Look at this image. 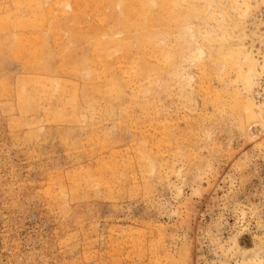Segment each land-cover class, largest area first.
Returning a JSON list of instances; mask_svg holds the SVG:
<instances>
[{
	"label": "rangeland",
	"instance_id": "rangeland-1",
	"mask_svg": "<svg viewBox=\"0 0 264 264\" xmlns=\"http://www.w3.org/2000/svg\"><path fill=\"white\" fill-rule=\"evenodd\" d=\"M195 1L202 2L197 4H201L200 7L204 5L202 9L205 10V13L207 12L205 15L203 10L204 16L208 18L207 15L210 13L208 9H211L212 12L214 9L216 17L214 19L209 17L212 19L211 21L202 15L203 18L201 16L200 19L205 18L204 21L208 25L199 18L192 20L191 25L196 24V28L198 26L197 33L201 32L199 29L203 26H208V29L213 25L212 28L216 30V33L218 32L215 34L217 36L220 33L216 29L220 23L218 18L222 20V14L219 11L221 5L219 6V4L227 3L226 7L223 6L227 9L225 14L228 11V17L230 15L233 17L229 20L234 21L228 22L227 25L230 27H226L228 38L231 40L230 45H232L231 47L237 46L238 37L244 36V38L240 37L241 42L245 45L244 51H253V57L258 61H256V66H259V70L261 61L264 63V58H262L264 57L262 56L264 55V1L246 0L250 9H245L246 12L248 11L244 12L245 15L242 14L245 10L242 9V13L239 12L241 6L237 10L229 4V0H219L221 3L217 0H211L210 3L208 0ZM48 4L46 3V6ZM56 5L55 3L50 5L52 9L55 8L53 14H56L59 9L65 10L62 13L60 10L57 12L58 18H62L64 16L62 14L65 13H68L70 17V14L75 11L73 6ZM242 8L244 7L242 6ZM58 13L59 15L61 13V17ZM240 13L243 15L242 19ZM68 14L65 16L67 17ZM83 17L87 23L96 21L89 16L90 19L86 16ZM84 18L83 21L86 23ZM215 18L218 21L216 26H214ZM79 19L77 22L66 23L65 29L80 25L82 30L79 27L78 29L82 32L86 31L89 24L86 23L83 26V21ZM235 22H240V26L235 25ZM200 24L202 25L199 26ZM191 25L189 30L181 33L182 36L180 34L181 38L178 34L173 35L174 44L178 40H175L174 37H179L180 40H184V43L197 47L196 45L199 44L206 32L204 31V34L202 30L200 35L203 37L200 38V35L196 34V28ZM64 27L58 31V34L56 33L57 35L53 37L52 41L49 33L43 32L47 37L46 42L49 49L53 50L55 44H59L61 47L66 41L69 32L67 29H63ZM206 27L204 28L206 29ZM62 30L67 32L63 31L65 33L63 37L66 36L64 40ZM209 30V32H214ZM59 33H61L60 37ZM210 34L213 35V33ZM194 36L197 37V41ZM59 40L61 41L58 42ZM180 40L177 43H182L185 46L186 44L184 45ZM192 40L196 43L195 46L192 44ZM53 41L57 43L53 44ZM201 43L203 44V40L200 41ZM85 44L86 42H79L77 49L86 47ZM175 46L179 49L178 44ZM206 48L204 47V49ZM204 51L207 53V50ZM206 53H203L202 56H206ZM47 54L42 56L41 60L48 58L49 61V54L48 56ZM194 54L186 55L184 57L186 61L183 58L177 60L179 57L176 61L174 57L176 63L180 62L179 64L175 63V69H181L183 74L180 70L181 74H178L180 79L173 74L171 76H174L175 79L170 75L166 76V90L163 86L165 82L164 84L156 82L153 85L154 101L159 100L161 104H159L161 108H158L159 101L156 103V114H159L160 117L154 114L153 117L156 119L148 121L146 120L149 118L148 115L144 111H139L138 107H134L135 110L132 111L134 115L131 114L130 119L132 122H136V125L139 124V127L135 124V126L130 125V119L129 123L120 125L121 119L116 116L122 117V114H117V110L113 117L97 113L93 115L94 117L89 116L92 121L86 118V121L77 119L78 122H75L76 118L72 117L74 114L76 115L77 112L82 114L83 111V114H86V109L91 111V108H86L88 106L85 103L80 105V107L83 105L81 108L86 106L84 109L79 107L80 111L68 110L67 116H64L65 120H63V116H59V118L62 117L61 120L59 118L56 120V117L54 120V112L57 111L47 109L45 101L40 102L39 108L37 106L36 110L26 111L27 114H25L20 111L15 99L3 94L6 86L14 88L19 80L18 76L25 75V65L8 55H5L4 58L0 54L2 55L0 56L2 57L0 58V264H264V105L258 107L257 112L253 115H245L246 111L243 112L244 108H242L246 100L251 99L256 105L264 101V75L256 80L255 85L252 84L254 87L251 85L252 88L245 91L244 87H241L242 84H240L241 86L237 84L239 81L236 82V79H234V85L235 67H231L234 69L233 71L228 69L230 71L223 76V78L226 77L225 79L222 77L219 79V74L214 71L210 73L209 61L205 62L206 59L203 62L199 57L200 61L197 59L198 57L195 58L196 54ZM123 60H120L121 66L124 63ZM54 61V64H59V57H54ZM197 61H200V64ZM239 61L242 62V60ZM201 62L203 63L201 64ZM244 66L242 65L243 69ZM36 69H30L33 72L26 75L44 76L40 67L38 70ZM204 69L208 73L203 71V73L205 72L203 75L201 70ZM186 73L190 75L189 79H187L189 76L187 77ZM206 73L210 74V77H205ZM67 74L64 73L63 78L66 80L71 78L68 80L72 82L73 77L69 73ZM7 78L10 80L8 81ZM68 80L67 82H69ZM229 80L233 83L228 84ZM144 81L146 82V80ZM200 82L202 88L213 84L209 87L219 91L221 87L219 92H223L225 87L226 90L230 89L228 93V90L224 91L226 93L223 95L224 98L227 97V94L233 98L237 93L241 96L246 94L244 98L248 99L244 100L242 96L240 99L245 101L243 104L240 99L236 102L237 96L234 98L235 102L238 104L240 102L242 106L240 104L238 106L240 112L232 113L229 108L222 111L218 106L222 112L215 111L217 108L214 107V102L209 101V105V102L204 101L209 100V98L205 99L208 94H203L204 91H200L202 89L199 90V87L196 86ZM223 82L229 88L223 86ZM134 83L135 85H132ZM134 83L124 89L125 93H123L126 98L128 97L126 95L131 91L128 88L132 87V91L139 89L137 87L140 85L137 81ZM162 86L167 91V95L171 96L167 97L166 93L162 91ZM235 86H240L237 88L239 91H234ZM230 87H233V90ZM213 88L211 89L214 90ZM240 90H243L241 93L244 94L238 93ZM186 91H188L187 94ZM232 91L234 94H230ZM131 94L132 92L129 95ZM202 96H205L204 99ZM122 97L119 100L125 104L128 99ZM229 97V101L225 100L231 104L233 100H230ZM186 101L188 102L186 103ZM121 102L117 103L122 105ZM158 109L161 110L158 111ZM151 112L149 113L153 115ZM142 113L146 114L147 118L144 119ZM135 115L139 116L135 117L136 121L134 120ZM115 119L117 121L119 119V126L115 123ZM122 119L124 120V117ZM171 119L173 120L171 121ZM156 121L158 122L156 123ZM150 122L158 127H161L160 122H163L164 129L165 127L170 128L165 131L170 130L167 134L172 133L171 137L173 138L169 137L171 141L175 140V143L174 140L172 143L176 146H174L175 150H172L173 147H167L168 150L165 148L166 153H164L165 149L158 151L160 153L157 152L159 155L156 153L155 158L158 156L156 160L159 162L153 160L151 166L144 165L143 167L146 166L145 170L142 168L143 171H139L141 169L135 166L138 165L135 164L138 162L133 156L136 145L146 137L149 139L152 135L156 136L154 134L163 129L162 127L158 130V127H154ZM122 124L124 127L127 125L126 128L129 126L131 128L126 129ZM173 124L176 126L174 127ZM151 126L158 132H152ZM90 127L95 132H91ZM175 128L177 129L175 130ZM188 128L192 131H189ZM28 133L30 135L27 136ZM86 133L89 136L92 133V142L88 141L87 136L84 138ZM95 133L99 134L100 138L108 136L105 137L106 140L110 137L113 139L112 144L110 143L112 140L109 139V142L107 140L106 144ZM93 134L98 137H96L98 140L93 138ZM133 136L135 137L133 138ZM93 141H95V146ZM70 142H73V145ZM100 144L102 145L100 146ZM91 145L93 146L91 147ZM131 145L136 146L135 149L132 147L134 151L130 149ZM175 152L179 155H176ZM131 156L133 161L129 160ZM114 157L116 161L113 159ZM125 158H129L128 161L135 167L132 168L133 165L132 167L128 165L125 168L126 165L123 163L128 162ZM164 159L167 161L165 162ZM113 161L120 165L116 170L112 169L111 162ZM150 167L153 168V171Z\"/></svg>",
	"mask_w": 264,
	"mask_h": 264
},
{
	"label": "bare ground",
	"instance_id": "bare-ground-1",
	"mask_svg": "<svg viewBox=\"0 0 264 264\" xmlns=\"http://www.w3.org/2000/svg\"><path fill=\"white\" fill-rule=\"evenodd\" d=\"M51 1H53V3H55L57 5L58 4H60V5L65 4L68 7L73 6L72 8L75 11H74V13L72 12V14H70V17H69L68 13H65V14H62V15H64V16H62V18H58V16L56 15L57 12L61 11V13H62L63 10H60L59 8H57L60 11L58 10V11H56V14L55 13L53 14V12H54L53 10H55V8L52 9L50 7V5L53 4V3H51ZM194 1L193 0H0V54H2L4 56V58H5V55H8L9 57H12L15 60H17V61H19L25 65V67L23 66L24 71H25V73H24L25 75H23L22 77L18 76L19 80L16 82V85L14 88L10 87V86H6L4 88L3 94L9 95L10 98L12 97V99H15L16 100L15 102H16L18 108L20 109V111L24 112L25 114H27L26 111L36 110L38 104L42 101H45V103H47V109H49V110L52 109L53 111H57V112H54V114H55V116L53 117L54 120H55V117L57 120V118H59V116H63V120H65L64 116H67L66 112L68 110L80 111L81 109H84L86 107L85 106L84 108H81L83 105L81 107H80V105L85 103L88 106L86 108H89V109L91 108L90 109L91 111L89 112L88 109H86V114H83L84 113L83 110H82L83 111L82 114H79L77 112L76 115L74 114L72 116L73 119L76 118V120L80 119V120L86 121L87 119L88 120L91 119V118H89V116L91 117L93 115H96L97 113H100V115L101 114L105 115L106 117L107 116L113 117L115 111L117 110V114L118 113L122 114L121 115L122 117H120V115L116 116L122 120V121L121 120L119 121V119H118L119 124L121 125V123L126 124V122L129 123L131 121V119H130L131 114L134 115L133 109H134V107L135 108L138 107L137 109H140L139 111H141V112L144 111V113H146L148 115L149 118L146 120L150 121L149 119H151V121H152V119L155 118L153 116L156 115V116L160 117L159 114L158 115L156 114V112H157L156 111V109H157L156 103L159 100H157V101L155 100L156 102L154 101L155 98L153 97V94H154L153 93L154 92V89H153L154 86L153 85H155L156 82H162V84H164V82H165V85H163V86H165L164 89L166 90V85H167V83H166L167 81H165L166 76H169V75L171 76V74H173V75H175V77L177 76V78L180 79V76L178 77V74L180 73L181 69L180 70L175 69L176 68L175 60L177 59V57H179V59H177V60H180L182 58L184 59V57L186 55L190 56V54H194L193 52H196L195 58L198 57L197 58L198 60L201 61L200 58H202L203 62L206 59L207 60L205 62L209 61V63L208 62L207 63L210 64V66H208V69H210L209 70L210 73L214 71L215 73L219 74L220 78L217 74L215 75V73H214V75L216 77H218L219 79H221V77L223 78V76L227 75V72L230 71V70L228 71L229 68L231 69V67L232 68L235 67L236 68V74H235V78L233 76V81H234V79H236V82L238 80L239 82L237 84H239V85L242 84V86L241 85L240 86L244 87L243 90L245 89V91H247V89L252 88L250 86L252 84L255 85L256 80L258 78H260L261 75H264V63H262V61H261V63H260L261 66H260V69L258 70L259 66L258 67L256 66L257 60L254 59V57H253V55H254L252 53L253 51H248V52L246 50L244 51L243 47H245V45L240 40L241 38H244L243 35H242L243 37H241L239 35L241 38L238 37L239 39L236 42L237 46L231 47L232 46V45H230L231 40L228 38V32L226 30V27L227 28L230 27L229 25H227L228 22H231V21L234 22V21L229 20V18H233V17H231V15L228 17V11L226 12L227 14H225V11L227 10L225 8L226 7L225 4H227V3H225L224 5H223V3L219 4V6L221 5L219 11L222 14L221 15L222 20H219V18H218V21L220 23L221 22L222 23L221 24L219 23L220 25L218 24V26L216 28L220 31L219 35L217 36L215 34H217L218 32L216 33V30L212 28L213 25L210 26L211 25L210 24L209 25L210 27L208 29H207L208 26L206 27V25H208V23L206 24L204 21V19L207 18L203 14L204 9H202V7L204 5L202 4L203 6L200 7L201 4L197 5L198 2H200V1H198V2L195 1V2H197L196 4L194 3ZM208 1H209V3L211 2V0H208ZM217 1L219 2V0H217ZM220 1H222V0H220ZM262 1H264V0H262ZM228 2L237 10H239V8L241 6V9L239 10V12H241V13H242V9L243 10H245V9L249 10L250 9V7L248 8L249 3L246 0H229ZM46 3H49L48 6H46ZM71 3H72V5H71ZM200 3H202V2H200ZM212 3H214V2H212ZM219 3H221V2H219ZM219 6H217V7L219 8ZM223 6H225V7H223ZM242 6L244 8H242ZM227 7H228V5H227ZM61 9H62V7H61ZM208 10L210 11V13H208L209 15H207L208 16L207 19L212 21V19H214V17H216V12L214 13V9H213V12L211 11V9H208ZM237 10H235V11H237ZM246 10L243 11V13H242L243 15H245L248 12V11L246 12ZM206 11H207V8H206ZM239 12L237 11V13H239ZM244 12H246V13H244ZM61 13H60V15L58 13L59 17H61ZM204 13H205V10H204ZM241 13L239 15H241ZM66 14H68L67 17L65 16ZM206 14H207V12L205 13V15ZM202 15L205 17L204 19H200V17ZM243 15H241V19H242ZM83 16H86V18H88V16H89L91 19L94 18L93 20H96V21L95 22L91 21L90 23H87L86 19ZM203 16H202V18H203ZM219 16H220V14H219ZM63 17H66V18H63ZM82 17L84 18L85 22L87 24H89V25H87L88 28H86V31L83 30V32H82L80 25H78V27L81 30L78 29V27L76 25H75L76 27H72V28H68V29L66 28L69 32V36L66 39V41L63 42L62 46L60 47L59 44H58L59 46L56 45L55 43H57V42L54 43V41H55V39H54L53 44H55V45L53 47V50L49 49V46L46 42L47 37L43 33L44 31L45 32L47 31V33H49L48 35H50V37H52L51 38V41H52L53 37H55V35L58 34V31L62 27L67 26L66 23L70 24L71 21L77 22V20L79 18H82ZM209 17H211L212 19H210ZM238 17H240V16H238ZM83 18L79 19V20L83 21ZM90 18H88V19H90ZM196 18L203 20L204 23L206 24L201 29H199V30H201V32L199 31V33H197L198 32L197 31L198 26L196 28L195 27L196 24L191 25L192 20H194ZM225 19H226V21H225ZM67 20L70 22H68ZM218 21H217V19H216V21H214V23H215L214 26H216V22L218 23ZM236 21H238V19ZM83 23H84V21H83ZM86 23H84L82 25L84 26V25H86ZM239 23L240 22H238V23L235 22L234 24L235 25L237 24L238 26H240ZM190 25L194 26L196 28V34L197 35L198 34L200 35V33H202V30H203L204 34L206 32V34H205L206 36L204 34H202V35H204V37L200 35V38L203 37V38H201L203 40V44L202 43L200 44V41H202V40L199 39L200 40L199 44L201 45L200 47L198 46L199 44L196 45L197 47H193L191 44L187 43L188 44L187 45L186 43H184L183 42L184 40H182V39L180 40V38L182 36L181 33L183 31L189 30ZM201 25L202 24H200L199 26H201ZM83 26H81V27H83ZM87 26H85V27H87ZM241 26H242V24H241ZM70 27H71V25H70ZM204 27H206V29L208 30V33ZM234 27H236V26H234ZM63 29H65V27ZM191 29H193V28H191ZM209 29H211V31H214V32H209L210 31ZM63 31L64 30H62V37H63V34L67 33L65 31H64L65 33H63ZM210 33H213V35H211ZM60 34L61 33H59V37H60ZM117 34H119V35H117ZM174 34L175 35L178 34V36H180V34H181L180 38L178 36H177L178 38H176V37H174V38H175V40L176 39L180 40V42L182 41L184 43V45L185 44L186 45L183 46L182 43H179V42L177 43V41H178L177 40L175 42V44L176 45L178 44V46H179V49H178V47L175 46V44L173 42V40H174L173 35ZM236 34H238V33H236ZM184 35H186V34H184ZM230 35H231V33H230ZM215 36H217V37L215 38ZM64 37H66V36H64ZM64 37H63V40L65 39ZM190 37L192 38V35ZM186 38H187V36H186ZM194 38L196 40L197 37L194 36ZM228 39L230 40V43H229ZM236 39H237V37L235 38V40ZM60 41L61 40H59L58 42H60ZM238 41H239V44H238ZM79 42H86V44H85L86 47L84 46L81 49H77V45ZM192 42H193V40H192ZM213 42L214 43L216 42V43L214 44ZM211 43H213V44H211ZM192 44L195 46L196 43L193 42ZM189 45H191V46H189ZM51 46H50V48H52ZM204 47H207V48L204 49ZM204 50H207V53ZM257 51H259V50H257ZM47 53L49 54V61L47 60L48 58H46V60H41V57L42 56L44 57ZM203 53H206V56L203 55L206 58H204L202 56ZM48 54H47V56H48ZM257 54H256V56H257ZM2 55H0V56H2ZM194 55H193V57H194ZM262 56H264V55H262ZM54 57H59V59H60V62L58 61L59 64H57V65L54 64V62H55ZM174 57H175V60H174ZM0 58H2V57H0ZM262 58H264V57H262ZM122 59H124L122 61V62H124L123 66L120 65L121 64L120 60H122ZM189 59H190V57H189ZM191 59H194V58H191ZM172 60H174V61L172 62ZM194 60H196V59H194ZM239 60H242V62ZM200 61H197V62L199 63ZM193 62H195V61H193ZM203 62H201V64ZM172 63H174V64L172 65ZM177 63L179 64L180 62H177ZM242 65H245L244 69H243ZM189 66H191V65H189ZM204 66H207V65H204ZM38 67H40L42 69L44 76H30V75L28 76V75H26L30 72H33L30 69L35 70L37 68L36 70H38ZM179 67L181 68V66H179ZM179 67H177V68H179ZM193 69H194V67H193ZM206 69L201 70L203 75L205 72H207V71H205ZM233 70L234 69H231V71H233ZM203 71H205V72L203 73ZM182 72L183 71L181 70V73ZM64 73H66V74L69 73L73 77L74 82L69 81L71 78H68L69 80L68 79L67 80L69 82H67V80L63 78ZM187 74L188 73H186V75ZM189 74H191V73L189 72ZM209 75L210 74H207L205 77H207V76L210 77ZM171 77L174 78V76H171ZM187 77H188L187 79H189L190 75H187ZM61 78H63V79H61ZM225 78H223V79H225ZM7 80H8V78H7ZM9 80H10V78H9ZM144 80H146V82ZM135 81H137L138 85H140L137 87L139 89L132 91V89H131L132 87L130 89L128 88V90H131L129 92V94L131 92H132V94L126 95L130 99L128 97L126 98L124 95V93H125L124 89L126 87H130L131 84L134 83ZM207 81H209V80L207 79ZM207 81H206V84L208 83ZM233 81H232V83H233ZM202 82H204V81L202 80ZM228 82H230V80L227 81V83ZM137 83H136V85H137ZM139 83H142V84H139ZM224 83L225 82H223V84ZM232 83L230 82L228 84H232ZM10 84H12V83H10ZM10 84H8V85H10ZM202 84L204 85V83H202ZM225 84L223 86L228 87V85H225ZM257 84H258V81H257ZM132 85H135V83ZM234 85H235V81H234ZM163 86H162V91L164 93H166L167 91H165L163 89ZM168 86H169V84H168ZM196 86L199 87V90H200V88L202 89L200 91H204L203 94L204 93L208 94V95L206 94L208 97L205 99L209 98V100L208 101L204 100V101H206V102L211 101V103L214 102V104H215L214 107L217 108V109L215 108L216 109L215 111L219 110V108L222 111H226L229 108L230 112H232V113L234 111L237 112L240 110V107H238L240 102L241 103L243 102V104H244V102H245L244 100L248 99V98H246V99L244 98V96L246 94L244 96L242 95L244 100L240 99L242 96L237 94V93L234 94L233 91L230 92V94L233 93L235 97L237 96L236 97L237 101H236V99L234 100L235 97L231 98L232 96L228 95V94L226 95L227 97L225 96L226 98H224L223 95L226 94L224 92L226 90V87L223 88L225 90H222L224 92V94H223V92H219V91H221V87L219 88V91H218V89H217V91H215V89L213 87H211V88H213L214 90H212L208 85L204 86L203 88H205V89H203L201 87L202 86L201 82H200V84H198ZM239 87L235 86L234 91H236V90L239 91V89H237ZM258 87H259V84H258ZM167 88H169V87H167ZM171 88H173V87H171ZM230 88L233 90V87H230ZM185 90H186V88L184 89V92H185ZM227 90L226 91L228 93L230 89H227ZM243 90H240V92H238V91L237 92L242 94L243 92L241 93V91H243ZM170 91H171V89H170ZM253 91L255 92L256 90H253ZM256 92H258V91H256ZM181 93H183V92L181 91ZM187 93H188V91H186V94ZM191 93H192V91H191ZM249 94H251V93L249 92ZM166 95H167V93H166ZM257 95L259 96V93ZM122 96L125 97L126 99H128L127 102H129V103L126 102L125 104H122L123 102H121V100H119ZM168 96H171V95H167V97ZM184 96H185V94H184ZM228 96H230L229 98H231L230 100H233V102H235V101L238 102L240 99L239 104L236 102L235 103L232 102L233 104L232 103L230 104L228 102L229 101ZM238 96H240V97H238ZM155 97H156V95H155ZM197 97H199V96H197ZM204 97L205 96H202V99H204ZM192 99H194V98H192ZM225 99L226 100L228 99V101H227L228 103L226 102ZM176 100L178 102L177 98H176ZM190 100H188V101H190ZM241 100H243V101H241ZM118 101L121 102L122 105H119L120 103L118 104L117 103ZM188 101H186V103ZM257 101H258V99H257ZM114 103H116V104H114ZM190 103H191V101H190ZM159 104H160V101L158 102V108L160 107ZM175 104H176V102H175ZM183 104H185V103H183ZM209 105H210V102H209ZM261 105H264V101H262V103L260 102V104L256 105V103L254 104L251 101V99L246 100L245 104L242 105L244 107H242L240 104V106L242 108H244L243 112L246 111L245 112L246 114L244 113L245 115L255 114L257 112L258 107H260ZM79 107L81 108L80 110H79ZM164 107H167V106H164ZM188 107H190V106H188ZM214 107H213V109H214ZM38 108H39V106H38ZM167 108H169V107H167ZM160 110L158 109V111H160ZM220 110H219V112H222ZM46 111H48V110H46ZM53 111H52V113H53ZM150 111H152L151 113L153 115H151L149 113ZM135 112L141 113V112H137V111H135ZM216 114L218 115V113H216ZM137 115L134 116L135 121H136V118L139 117ZM145 115L144 114L142 115L144 117V119L147 118V115L146 116ZM223 115H225V114H223ZM123 117H124V120L122 119ZM143 117H142V119H143ZM59 119L61 120L62 117H60ZM129 119H130V121H129ZM173 119H171V121ZM175 119L178 120V118H175ZM132 120H133V117H132ZM138 120H140V119H138ZM158 120L160 121L159 118H158ZM90 121H92V119ZM118 121H117V119H115V123H117V125H118ZM171 121H170V123H172ZM75 122H78V120ZM153 122H155V120H153ZM157 122L158 121H156V123ZM163 122H160L161 127L154 125V123H152V122H150V123H151V125L153 124L154 127L155 126L158 127V130H159V128L161 129L163 127L162 126ZM174 122H176V121H174ZM135 123H134V121L133 122L131 121V123H129V124L134 125ZM143 123H145V122H143ZM123 124H122V126L124 127ZM137 125H138V127L140 126L139 124H137ZM173 125H172V127H173ZM126 126L124 128H126ZM149 126H150V124H149ZM175 126L176 125H174V127ZM91 127H90V130L92 132L93 130L91 129ZM129 127L131 128V126H129ZM128 128H126V129H128ZM151 129H152V132H154V133L158 132V130L156 131V129L153 127ZM163 129H164V127H163ZM165 129L168 130L170 128L165 127ZM165 129H164V131H162V130L159 131L158 132L159 134L158 133L154 134V133L150 132L151 134H154L156 136L147 135V136H151L149 139L147 137H146L147 138L146 139L142 135V137L145 139L144 140L142 139L140 144L136 145L137 147L135 146L136 150L133 154L134 158L137 159V160H135V159L134 160L136 162H138V163H135V164H138L135 166H138V168L141 169V170H139L136 167L137 170L143 171L142 168L144 169L146 167V166L143 167L144 165H147V167H148L149 165L150 166L152 165L153 160L157 161L156 158L158 156H156V158H155V155L158 151L163 150L165 148L168 150V148H172V147L174 148L172 150H175V147H174V146H176L174 144L175 140L172 139V141L174 140L173 141L174 143H172V141H171V138H173L171 136H173V135H172V133H170L171 135L167 134L170 130L165 131ZM176 129L177 128H175V130ZM193 130H195V129H193ZM148 131H149V129H148ZM189 131H192V130L189 129ZM93 132H95V131H93ZM29 133L27 134V136L30 135ZM145 133H147V132H145ZM180 133H181V131H180ZM86 134L84 135V138H85V136H87L88 141L91 140V142H92V139H91L92 133H90V136L88 133H86ZM173 134H174V132H173ZM191 134H194V133H191ZM31 135H33V134H31ZM96 135L100 138L99 134H96ZM188 135H189V133H188ZM135 136H133V138ZM176 136H178V135H176ZM186 136H184V137H186ZM191 136H193V135H191ZM94 137H95V135L93 136V138ZM102 137L103 136H101L100 139H103V141L106 144H107V142H109V139L112 140L110 142L112 144L113 139H111L109 137L107 139L108 140L107 141L106 138L108 136L107 137L104 136L103 138ZM180 137H181V134H180ZM182 139H178V140H182ZM192 139H194V138H192ZM100 141H102V140H100ZM136 141H138V140H136ZM94 142L95 141H93V145H94ZM96 144H97V142H96ZM102 144H100V146ZM131 144H133V143H131ZM180 144L182 145V143H180ZM185 144H186V142H185ZM93 145H91V147ZM133 145H135V144H133ZM133 145L130 146L131 147L130 149H132ZM135 147H133V148L135 149ZM187 147H188V145H187ZM134 149H132V151H134ZM166 149H165L164 153H166ZM158 153H160V152H158ZM171 153H172V151H171ZM179 153H181V152H179ZM177 154L178 153H176V155ZM129 158L128 159L131 160L132 156ZM113 159H115V157ZM128 159H126V160L128 161ZM115 161H116V159H115ZM131 161H133V160H131ZM164 161H165V159H164ZM157 162H159V161H157ZM111 163H112V169L113 170H116L118 167H120V165H118L119 164L118 162H117L118 164L114 161ZM123 164L126 165L125 168H127L128 165H129V167L130 166L132 167V165H133L132 168L135 167L134 164H132L130 161H128L126 163L124 162ZM140 166H142V167L140 168ZM163 166H161V167H163ZM157 167H160V166L158 165ZM151 169L153 171V168H151ZM57 180H58V178H57ZM63 184H62V186H63ZM59 185H60V183H59ZM52 187H54V186H52ZM56 190H58V189H56ZM55 193H54V196H55ZM61 198H63V197H61Z\"/></svg>",
	"mask_w": 264,
	"mask_h": 264
}]
</instances>
